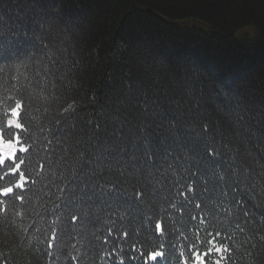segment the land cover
Instances as JSON below:
<instances>
[{
	"label": "trees",
	"instance_id": "trees-1",
	"mask_svg": "<svg viewBox=\"0 0 264 264\" xmlns=\"http://www.w3.org/2000/svg\"><path fill=\"white\" fill-rule=\"evenodd\" d=\"M17 102L32 184L0 196V264H199L215 231L234 235L221 264H264V0H0V124ZM233 173L247 243L224 214L200 223L215 192L180 195Z\"/></svg>",
	"mask_w": 264,
	"mask_h": 264
},
{
	"label": "snow or ice",
	"instance_id": "snow-or-ice-1",
	"mask_svg": "<svg viewBox=\"0 0 264 264\" xmlns=\"http://www.w3.org/2000/svg\"><path fill=\"white\" fill-rule=\"evenodd\" d=\"M55 63V62H53ZM51 69L48 67L47 63H44L37 69L36 75L41 76L42 73H50ZM22 105L20 102H17L15 107L11 109L8 114L9 118L6 120V123L0 124V166H7L8 171L4 173V175H0V181H4L6 177H14L18 173L21 165L24 164V160L20 159L19 153L26 152L27 149L24 147H18L21 143L20 139V131L23 130V125L17 122L19 118ZM73 105L69 104L67 108L64 109V112H68L73 109ZM99 127V125H97ZM50 144L51 141H48ZM145 145L142 149V154L139 157H135L136 159H142L145 164L148 166H152L154 164L153 157H158V150L155 149L151 141H145ZM170 155V154H169ZM219 155L218 152L213 149L206 150V157L209 161L215 162L216 157ZM19 161L18 163L16 161ZM202 175V172H194L193 175ZM244 179H247L245 177ZM244 179L239 178L238 174L233 173L229 176L227 180H224L223 176H219L220 183L214 184L210 189L208 184L210 181L204 180L203 189H194L191 184L187 186V188L180 192L181 196H188L189 193H195L196 191H200L201 194L208 192H215L219 203L217 204L215 209L208 210L205 205L202 207L201 203H195V208L200 209L203 216L200 219V223L209 222L207 217L209 215L212 216L213 220L224 214L227 217H230V223L234 224L235 232L239 233L240 236L244 237V243H247L251 237L247 236V230L249 225L254 222V213L251 212L248 208L244 207L245 201L242 197L235 195L238 192L240 185L244 183ZM28 183V179L23 172H19V179L15 181V183H11L10 186L0 187V196L2 197H13L15 199L24 200V196L22 191L25 188V185ZM247 186V185H245ZM88 185L85 184L84 188L87 189ZM251 187L253 189L256 188V184L252 183ZM21 190V193H17L16 190ZM111 190H115V186H112ZM61 191H64L63 189ZM136 197L139 198L141 195L146 196L147 191L144 192H136ZM3 201H0V212H4L5 209L2 207ZM58 206V205H57ZM257 208L264 207V205L256 204L254 205ZM72 222L75 223L77 217L75 215L72 216ZM193 221L197 220V216L193 215L191 217ZM261 223L264 224V212L261 213ZM156 228L161 230V225L159 223L156 224ZM197 232H199V228H197ZM113 235V230L111 228L108 229V234L104 237V243H108V237ZM128 233L124 232L123 236L127 237ZM254 235H258L261 241H264V235H260L259 233H255ZM210 239L204 241L205 244L209 245L207 250L203 253L199 251H195L193 253L195 260L199 262V264H209L208 257H211L213 253L219 255V259L212 261L211 264H221V260L224 259L223 254H229L231 248L224 244L221 237L227 239L229 241H234V235L231 233L215 231L214 233H208ZM56 231L53 229L51 233V238L47 242V248L50 249L53 247V241L57 239ZM119 242V241H117ZM75 247V245H73ZM196 248V245H193V249ZM115 251V250H114ZM46 255H51V253H45ZM161 252H152L149 254V258L151 260H156L158 257L162 256ZM75 259V257H73ZM187 264V262H186Z\"/></svg>",
	"mask_w": 264,
	"mask_h": 264
},
{
	"label": "rangeland",
	"instance_id": "rangeland-1",
	"mask_svg": "<svg viewBox=\"0 0 264 264\" xmlns=\"http://www.w3.org/2000/svg\"><path fill=\"white\" fill-rule=\"evenodd\" d=\"M55 1V0H54ZM56 1H58V0H56ZM60 1V0H59ZM76 16H78V13L76 14ZM131 43V42H130Z\"/></svg>",
	"mask_w": 264,
	"mask_h": 264
}]
</instances>
